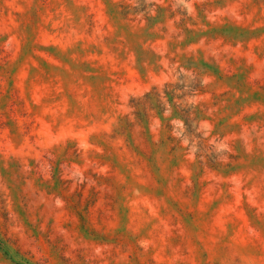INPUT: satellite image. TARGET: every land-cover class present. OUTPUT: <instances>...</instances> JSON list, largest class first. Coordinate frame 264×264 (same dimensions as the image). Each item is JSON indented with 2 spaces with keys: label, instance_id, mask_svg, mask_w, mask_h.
Listing matches in <instances>:
<instances>
[{
  "label": "rangeland",
  "instance_id": "obj_1",
  "mask_svg": "<svg viewBox=\"0 0 264 264\" xmlns=\"http://www.w3.org/2000/svg\"><path fill=\"white\" fill-rule=\"evenodd\" d=\"M0 264H264V0H0Z\"/></svg>",
  "mask_w": 264,
  "mask_h": 264
}]
</instances>
